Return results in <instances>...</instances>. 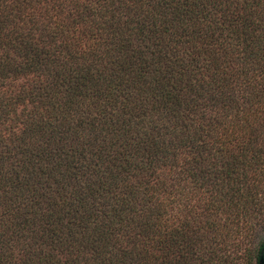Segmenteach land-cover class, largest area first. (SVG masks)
<instances>
[{
    "label": "trees",
    "instance_id": "1",
    "mask_svg": "<svg viewBox=\"0 0 264 264\" xmlns=\"http://www.w3.org/2000/svg\"><path fill=\"white\" fill-rule=\"evenodd\" d=\"M263 185L264 0H0V264H258Z\"/></svg>",
    "mask_w": 264,
    "mask_h": 264
},
{
    "label": "rangeland",
    "instance_id": "2",
    "mask_svg": "<svg viewBox=\"0 0 264 264\" xmlns=\"http://www.w3.org/2000/svg\"><path fill=\"white\" fill-rule=\"evenodd\" d=\"M254 196L253 206H255L256 211L252 214L251 220L243 217L237 219L234 226L238 223V226L236 225L238 230L233 229L232 232L228 233L224 226L225 214L220 211L216 214L223 224L219 232L220 236L216 240L224 239V242L227 240L228 245L222 246V250L232 257L240 258L245 249L254 248L259 240L264 239V185L255 190Z\"/></svg>",
    "mask_w": 264,
    "mask_h": 264
},
{
    "label": "water",
    "instance_id": "3",
    "mask_svg": "<svg viewBox=\"0 0 264 264\" xmlns=\"http://www.w3.org/2000/svg\"><path fill=\"white\" fill-rule=\"evenodd\" d=\"M258 264H264V250L260 253L258 257Z\"/></svg>",
    "mask_w": 264,
    "mask_h": 264
}]
</instances>
